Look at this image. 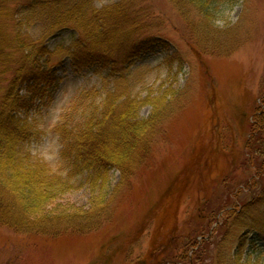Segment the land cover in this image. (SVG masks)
I'll list each match as a JSON object with an SVG mask.
<instances>
[{
  "label": "rangeland",
  "instance_id": "1",
  "mask_svg": "<svg viewBox=\"0 0 264 264\" xmlns=\"http://www.w3.org/2000/svg\"><path fill=\"white\" fill-rule=\"evenodd\" d=\"M115 2L118 0H96L94 4ZM128 2L148 18L150 33L170 42L172 51L143 56L122 78L86 69L74 72L69 58L58 55L54 67L58 80L42 88L26 117L38 139L25 144L23 151L58 171L62 167L57 126L78 127L84 109L96 111L99 106L100 111L109 97L116 110L122 103L129 107L138 102L139 116L145 118L152 109L142 104L144 98L161 97L168 110L157 127L150 153L125 182L120 180L119 171L112 169L105 186L98 182L93 186L84 172L68 180L65 190L54 197L58 209L71 212L107 205L96 231L72 230L51 237L16 233L1 224L0 264H125L127 249L131 250L127 264H133L130 258H141L147 251L153 225L159 222L167 199L172 198L173 203L170 223L178 226L171 239L174 246L176 234L182 230L192 233L210 221V228L214 227L212 220L198 218V207L207 217L208 212L213 217L216 214L219 199L211 192L216 170L229 173L232 184L251 174L243 169L240 174L239 167L248 154L244 147L248 123L255 110L260 113L259 108L264 109L260 100L264 87V0H242L232 9L226 7L215 18L214 26L211 20L213 28L226 33L219 42L225 47L238 44L227 56L198 50L184 14L196 25L204 20L187 2ZM70 39L66 30L47 44L54 48L59 43L67 45ZM174 51L180 61L169 57ZM260 136L264 145V131ZM61 175L66 176L65 169ZM174 193H181V197L174 200ZM260 244L261 251L251 254L252 263L264 264V243ZM154 259L149 264H155Z\"/></svg>",
  "mask_w": 264,
  "mask_h": 264
},
{
  "label": "trees",
  "instance_id": "2",
  "mask_svg": "<svg viewBox=\"0 0 264 264\" xmlns=\"http://www.w3.org/2000/svg\"><path fill=\"white\" fill-rule=\"evenodd\" d=\"M95 1L0 0V225L16 233L54 237L72 230L96 231L102 222L100 217L109 209L107 205L71 212L58 209L54 197L65 190L68 180L84 172L93 186L97 182L105 186L112 169L119 171L122 182L131 178L150 153L157 127L168 110L161 97L144 98L142 104L152 109L145 118L139 116L138 102L129 107L122 103L116 110L112 97L104 100L100 111L99 106L96 111L84 109L78 127H56L62 168L55 172L23 151L25 144L38 139L26 117L42 88L58 80L54 71L58 55L69 58L74 72L86 69L122 78L143 56L172 51L166 38L148 31V18L137 8L132 9L128 0L103 6H96ZM182 1L204 20L196 25L184 14L198 50L227 56L237 48L238 44L225 47L219 42L226 33L213 26L226 7L232 9L242 0ZM66 30L71 38L67 45L59 43L51 48L47 44ZM169 57L181 58L176 51ZM262 93L264 104V87ZM259 109L248 123L244 146L248 154L239 167L251 174L243 182L232 184L229 173L216 170L211 189L213 198L219 199L216 214L213 217L208 212L207 217L198 207V218L212 220L214 227L210 228V221L192 233L182 230L173 246L171 239L178 226L170 223L173 203L172 198L167 199L159 222L153 225L147 251L141 258H130L133 264H149L154 258L155 264H256L251 254H258L262 247L259 242L264 243V145L260 136L264 109ZM63 169L65 177L61 175ZM173 197L176 200L181 193ZM130 254L127 249L125 264Z\"/></svg>",
  "mask_w": 264,
  "mask_h": 264
}]
</instances>
